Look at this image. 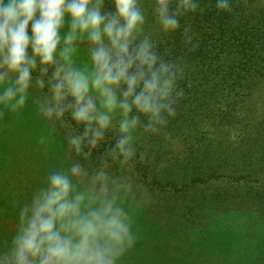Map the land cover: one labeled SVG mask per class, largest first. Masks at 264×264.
I'll list each match as a JSON object with an SVG mask.
<instances>
[{"label":"clouds","instance_id":"clouds-1","mask_svg":"<svg viewBox=\"0 0 264 264\" xmlns=\"http://www.w3.org/2000/svg\"><path fill=\"white\" fill-rule=\"evenodd\" d=\"M170 3L156 0L165 32L180 28L181 10L199 7L198 0H179L173 11ZM215 7L224 12L230 5L216 0ZM103 8L104 0H0V105L21 109L38 69L35 84L47 85L51 93L41 106L44 114L62 118L70 110L85 126L82 137L71 138L72 148L80 153L84 141L94 147L119 112L121 136L114 152L128 163L136 153L135 131L155 130L174 115L176 73L158 57L150 38L138 40L145 23L138 0H113L112 12ZM84 40L90 45V70L74 65ZM84 175L75 164L68 173L48 177L21 210L19 230L0 264H119L136 239L120 204L121 182L102 168L78 188L73 178Z\"/></svg>","mask_w":264,"mask_h":264},{"label":"rangeland","instance_id":"rangeland-1","mask_svg":"<svg viewBox=\"0 0 264 264\" xmlns=\"http://www.w3.org/2000/svg\"><path fill=\"white\" fill-rule=\"evenodd\" d=\"M138 5L146 14L153 10L148 3L138 1ZM67 28L66 24L65 31ZM83 44L78 42L73 60L75 66L88 70L89 48ZM39 76L37 69L21 109L0 105V122L4 124L0 125V254L9 251L7 247L12 246L19 230L21 210L46 186L48 177L54 172L68 173L78 164L85 173L73 178L78 188L85 187L102 168L121 182L120 204L129 215L136 239L119 264H264V220H256V215L250 214L252 209L241 205L247 199L250 204L260 203L258 197L263 201L261 186L224 181L191 183L187 175L195 172L191 169L195 159H189L188 154L193 147L188 145L190 139L173 130L151 141L147 151L143 143L149 140L146 136L151 130L139 127L134 133L136 160L122 163L113 150L102 146L107 142L104 136H121L119 112L94 147L84 141L77 153L70 140L83 136V124L72 119L70 110L62 118L44 114L41 106L51 93L47 85L41 89L35 84ZM225 192L234 193L226 209L231 213L219 212L222 206L207 205L208 201H224ZM260 212L264 216V209ZM211 215L230 217L227 237L214 226L216 218L212 220Z\"/></svg>","mask_w":264,"mask_h":264},{"label":"trees","instance_id":"trees-1","mask_svg":"<svg viewBox=\"0 0 264 264\" xmlns=\"http://www.w3.org/2000/svg\"><path fill=\"white\" fill-rule=\"evenodd\" d=\"M138 1L153 8L148 14L143 10L145 32L138 40L150 38L158 57L176 73L174 115L155 130L146 128L151 130L143 143L146 150L162 133L176 131L193 147L188 154L195 159L191 167L195 172L187 175L191 183L258 184L264 194V0H228L230 7L224 12L216 9V0H198L195 12L180 11V28L174 32L162 29L156 0ZM178 2L171 0L173 11ZM103 10L114 11L113 0H104ZM82 42L90 47L88 41ZM104 137L107 142L102 146L114 152L120 137ZM233 194L225 192L224 201L207 205L231 213L226 209ZM258 198L261 204L247 199L241 205L250 207L256 220H264L260 212L264 198ZM211 218H216L214 226L227 237L230 217Z\"/></svg>","mask_w":264,"mask_h":264}]
</instances>
